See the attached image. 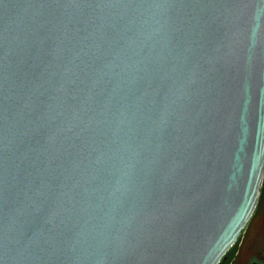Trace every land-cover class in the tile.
Here are the masks:
<instances>
[{"label":"water","instance_id":"1","mask_svg":"<svg viewBox=\"0 0 264 264\" xmlns=\"http://www.w3.org/2000/svg\"><path fill=\"white\" fill-rule=\"evenodd\" d=\"M264 176V0H0V264H220Z\"/></svg>","mask_w":264,"mask_h":264},{"label":"flooded vegetation","instance_id":"2","mask_svg":"<svg viewBox=\"0 0 264 264\" xmlns=\"http://www.w3.org/2000/svg\"><path fill=\"white\" fill-rule=\"evenodd\" d=\"M222 264H264V176L254 211Z\"/></svg>","mask_w":264,"mask_h":264},{"label":"trees","instance_id":"3","mask_svg":"<svg viewBox=\"0 0 264 264\" xmlns=\"http://www.w3.org/2000/svg\"><path fill=\"white\" fill-rule=\"evenodd\" d=\"M220 264H222V261L220 262Z\"/></svg>","mask_w":264,"mask_h":264}]
</instances>
